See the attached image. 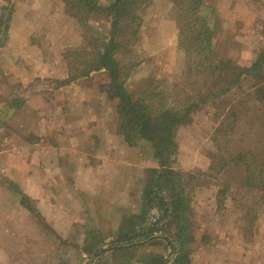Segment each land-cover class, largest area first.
<instances>
[{
  "label": "rangeland",
  "instance_id": "374dc122",
  "mask_svg": "<svg viewBox=\"0 0 264 264\" xmlns=\"http://www.w3.org/2000/svg\"><path fill=\"white\" fill-rule=\"evenodd\" d=\"M69 1L0 0V264H264V66L243 74L264 53V0H200V13L184 0V16L182 0L140 6L138 40L114 53L126 89L155 111L197 105L164 167L119 133L112 83L93 71L113 0L92 13ZM87 165L89 186L78 176ZM168 166L181 173L182 221L143 200L149 170ZM33 172L45 175L32 194L55 208L21 194ZM20 200L29 210L13 212Z\"/></svg>",
  "mask_w": 264,
  "mask_h": 264
},
{
  "label": "trees",
  "instance_id": "16d2710c",
  "mask_svg": "<svg viewBox=\"0 0 264 264\" xmlns=\"http://www.w3.org/2000/svg\"><path fill=\"white\" fill-rule=\"evenodd\" d=\"M148 0H113L107 7L111 16V28L101 49L97 51L96 57L93 58V71L104 70L112 83L113 97L118 100V115L120 117L119 133L125 136L126 141L131 143L136 138L150 144L153 150V157L158 162V165L164 167L163 162L166 155L169 156L175 144L173 141V130L176 126L185 121L191 112L197 108L195 103L189 104L182 111H174L169 109H161L159 111L152 110L145 99H133L126 89L125 80L122 78L119 70V65L114 59V53L117 49H124L128 44H134L139 38L141 27V17L139 8ZM70 4L76 8V11L84 13H92L100 10L98 0H70ZM180 8L178 13L185 15L187 6L185 1H179ZM194 12L198 13L202 10L200 0H193ZM200 13V12H199ZM180 14H178L179 24ZM197 22L204 21L202 19L193 18ZM179 31H184L185 24H179ZM178 26V27H179ZM204 27V24L199 31ZM190 28V27H189ZM184 51H186L184 49ZM187 52V51H186ZM264 66V53L245 66V73L250 76L253 72H260ZM242 80V79H241ZM240 82L237 81L235 83ZM259 92V100L264 101V86L257 90ZM152 167L148 172L149 183L143 188V200L145 206L151 204L149 209H158L163 216H169L174 220H183V209L187 208L184 202V188L182 184L178 185L175 182L177 176H180V171L176 169ZM254 173L257 171L253 170ZM169 194L164 197L163 195ZM25 205L22 200L20 202ZM27 206V205H26ZM28 207V206H27ZM129 218V227H134L135 223ZM144 221V220H143ZM128 220L124 221L123 227H126ZM127 228V227H126ZM130 233L129 229L121 234ZM146 234L147 238H165L171 250H174V244L169 238L159 235L152 237L151 231ZM137 246V245H136ZM116 250L125 249L124 246L114 247ZM101 251V250H99ZM97 251L96 254L99 252ZM177 259V258H176ZM176 263V260H175ZM150 264H168V260L162 256L153 257Z\"/></svg>",
  "mask_w": 264,
  "mask_h": 264
},
{
  "label": "crops",
  "instance_id": "0c3cea01",
  "mask_svg": "<svg viewBox=\"0 0 264 264\" xmlns=\"http://www.w3.org/2000/svg\"><path fill=\"white\" fill-rule=\"evenodd\" d=\"M151 5V3H150ZM179 8H180V4H179ZM178 8V9H179ZM178 24V22H177ZM140 33V32H139ZM11 43V42H10ZM12 44V43H11ZM11 45H9L8 47L10 48ZM10 51V50H8ZM24 52V50H23ZM26 52V51H25ZM5 65L7 64V66H18V63L16 60H14L13 62H10V59L8 58L7 60L4 61ZM14 64H17V65H14ZM97 72H102L103 75L106 73L104 72V70H99ZM126 83V82H125ZM126 85V84H125ZM130 94V93H129ZM102 97H104L103 93H102ZM104 110V106L102 105V111ZM40 144H38L39 146ZM59 148L61 147L62 148V144L58 145ZM40 147H43V145H41ZM44 147H47V146H44ZM57 148V147H55ZM80 156L82 157V160L83 162H86L87 160V156L85 154H83V152H80ZM42 160L44 159L42 156L40 157ZM47 161V160H46ZM45 160L43 162H46ZM60 161V159H57L56 163H58ZM46 164V163H45ZM90 165H87L84 167V169H82V171L80 172V174L78 175L79 177L83 178L84 180H87L86 181V184H88V186L90 185L91 182H94V180L96 179V176L97 173H92L89 168H92V166ZM37 175H40V176H43L45 174H43L42 172H33V174H29L28 173V177H26V182H24V185H23V191H21V194L24 196V198L28 197L32 200H38V204L41 206V210L43 209H46V210H51L52 208H55V206H53L52 202L48 201L46 198H43V193L42 194H39L37 196H35V194H32L31 190H30V186H32V184H34V180L36 179L35 177ZM50 176V175H49ZM102 177H104L105 179H108V173H103L102 174ZM44 205V206H43ZM14 207V211H18V210H21V211H25V210H29V208L26 206V205H22L21 203H18V205H12ZM152 210H157V209H152ZM47 221H49L50 223L49 224H53L52 221L50 219L47 218ZM159 235L157 234H153L152 237H158ZM89 264V262H88Z\"/></svg>",
  "mask_w": 264,
  "mask_h": 264
}]
</instances>
